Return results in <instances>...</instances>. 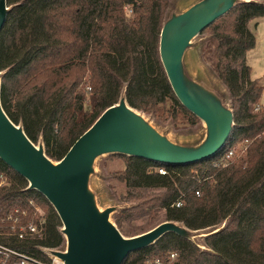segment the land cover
Here are the masks:
<instances>
[{
  "label": "trees",
  "instance_id": "trees-1",
  "mask_svg": "<svg viewBox=\"0 0 264 264\" xmlns=\"http://www.w3.org/2000/svg\"><path fill=\"white\" fill-rule=\"evenodd\" d=\"M170 1L7 0L12 10L0 33L6 114L33 143L42 139L53 161H60L125 89L128 104L156 122L177 123L182 117L189 126H198L201 121L177 99L160 59ZM260 18L264 0H251L203 32L211 35L203 60L227 89L234 111L235 127L225 148L180 166L114 155L125 163L115 179L128 189L119 200L138 203L142 196L134 191L163 192L114 214L124 236L137 235L125 227L127 222L155 208L165 211V221L191 230L223 228L205 238L207 250L169 233L130 254L125 264H264L263 87L246 62L256 46L249 24ZM242 146L245 151L237 156ZM0 175L5 179L1 207L25 209L34 216L33 201L45 210L41 233L17 247L40 257L39 247L63 248L62 223L44 196L28 191V182L1 160Z\"/></svg>",
  "mask_w": 264,
  "mask_h": 264
},
{
  "label": "water",
  "instance_id": "water-1",
  "mask_svg": "<svg viewBox=\"0 0 264 264\" xmlns=\"http://www.w3.org/2000/svg\"><path fill=\"white\" fill-rule=\"evenodd\" d=\"M247 2L251 0H196L184 9L173 7L165 16L159 43L161 63L177 99L204 126L203 137L193 143L169 138L151 118L128 104L125 89L118 103L106 109L60 161H53L43 140L33 143L23 126L4 111L1 86L5 72L0 71V160L28 182V191L43 195L60 218L64 247L44 248L59 264H125L130 254L155 245L169 233L201 248L195 239L222 229L191 230L166 221L148 232L124 236L113 216L128 206L102 208L92 177L97 160L110 155L180 166L209 159L225 148L235 127L229 94L193 76L185 56L208 27ZM11 10L7 0H0V33Z\"/></svg>",
  "mask_w": 264,
  "mask_h": 264
},
{
  "label": "rangeland",
  "instance_id": "rangeland-1",
  "mask_svg": "<svg viewBox=\"0 0 264 264\" xmlns=\"http://www.w3.org/2000/svg\"><path fill=\"white\" fill-rule=\"evenodd\" d=\"M196 0H171L169 2L166 14L170 9L176 7L177 10L188 7L191 3ZM166 16V15H165ZM250 30L256 36V46L254 49L247 53L246 62L251 69V75L253 79L259 80L263 87V92L260 98L259 110L264 109V18L253 20L249 24ZM211 35L209 32L202 33L198 36L194 42L195 46L187 51L185 56V63L187 64L189 72L196 78H203L209 84L215 85L221 90H224L226 95L227 89L218 80L216 75L213 73L211 66L203 60V51L210 39ZM146 115V114H145ZM152 119L154 124H158L159 128L167 133L169 138L180 141V142H196L203 137L204 126L202 122L198 126H189L186 124L185 119L180 117L177 123L173 120L167 122H156L151 116L146 115ZM241 150V151H240ZM245 151V147L237 149V156ZM125 166L124 160L114 157V155L106 156L97 160L95 165V174L92 177V187L95 191L100 194V206L102 208L110 206L112 204H125L128 208L136 207L143 200L149 201L151 198L162 194V191H134V194H140L142 199L138 203L122 202L120 195L123 196L127 192V188L123 183L118 182L115 178L117 174L123 171ZM142 204V203H141ZM152 204V203H151ZM41 209V213H38L37 218L41 215H45V210ZM150 210L148 209L147 212ZM164 210L155 208L152 213H140L130 222L125 224V227L135 234H142V229L148 232L158 226L159 224L166 222L164 219ZM153 216V217H152ZM223 228V225L218 229ZM144 232V233H145ZM139 233V234H138ZM207 233V232H206ZM204 233V234H206ZM201 235V234H200ZM135 236V235H132ZM131 237V236H130ZM197 244L200 245V249L203 250L206 247L204 238L195 239ZM172 264V263H171Z\"/></svg>",
  "mask_w": 264,
  "mask_h": 264
},
{
  "label": "built area",
  "instance_id": "built-area-1",
  "mask_svg": "<svg viewBox=\"0 0 264 264\" xmlns=\"http://www.w3.org/2000/svg\"><path fill=\"white\" fill-rule=\"evenodd\" d=\"M229 156H232V153ZM159 173L165 174L166 172L161 169ZM0 180V186H2L5 179L1 175ZM30 205L34 207V216H30L25 209L8 210L0 206V264H59L42 247L38 249L44 257L27 253L16 245L19 241H27L29 238L39 235L45 224L44 215L36 217L38 213H41L40 207L33 201H30ZM177 206H180V203ZM171 257L174 258L175 255L173 254ZM155 264L161 263L156 261Z\"/></svg>",
  "mask_w": 264,
  "mask_h": 264
}]
</instances>
